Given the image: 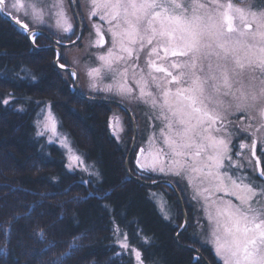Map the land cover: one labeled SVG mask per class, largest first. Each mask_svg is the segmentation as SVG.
I'll return each instance as SVG.
<instances>
[{"label": "trees", "instance_id": "16d2710c", "mask_svg": "<svg viewBox=\"0 0 264 264\" xmlns=\"http://www.w3.org/2000/svg\"><path fill=\"white\" fill-rule=\"evenodd\" d=\"M53 58V50L32 49L24 32L0 15V264H140L133 249L143 264H205L175 243L182 214L174 191L128 178L129 136L108 131L107 116L113 108L122 109L72 93L70 79L58 75ZM46 97L47 108L69 129L89 168L69 166L58 143L37 136ZM133 154L130 170L146 180L155 178L143 175ZM169 179L188 217L180 242L209 257L193 236L199 219L206 222L203 211L199 215L197 208V219L179 177ZM156 195L164 198L163 211ZM118 239L129 247L121 248Z\"/></svg>", "mask_w": 264, "mask_h": 264}, {"label": "snow or ice", "instance_id": "6c2138e0", "mask_svg": "<svg viewBox=\"0 0 264 264\" xmlns=\"http://www.w3.org/2000/svg\"><path fill=\"white\" fill-rule=\"evenodd\" d=\"M62 4L63 0H56L53 7L57 11L50 15L55 18V26L58 29L63 33H71L73 25ZM88 4L91 8L90 17L103 11L104 15L100 17L102 20H107L109 23L116 22L114 28H109L113 38V48H110L106 54L97 56L101 67L89 68L86 72L93 81L90 85L92 90L111 92L112 84L98 89L95 81L101 77V69L112 72L115 81L116 70L113 65L121 61L130 63L134 55L139 56V49L147 46L151 49L147 59V77L141 72L139 79H136L138 66L135 63L131 64L133 79L140 89V99L153 108L161 109V118L168 121L169 131L174 124L178 126L175 132L178 140L171 136H166L164 139L173 158L169 161L166 159L168 153L157 150L156 155L149 162L140 163L138 159L139 168L142 172L151 171L177 177H183L185 173L199 175L204 168H207L202 180L213 184L217 190H226V181L230 182L233 188L239 190V193H232L239 200V205H232L229 201L221 207L215 201L209 203L205 198V212L213 225L209 233L211 237L209 242L213 245L216 255L223 260V264H264V199H262L264 187L251 182L246 183L247 176L229 175L230 172L242 168L238 161L232 159L233 148L230 146H234V140L239 139L240 135H245L246 138L247 135L255 137L257 132L264 129V86L259 90L252 87L248 90L233 91V77L245 68V61L264 74V11L252 12V19L248 21L246 14L241 9H236L235 11L240 13L244 29L239 31L234 27L233 16L230 15L233 7L230 3L225 11L218 14L219 18L212 15L207 17L196 15L195 8L197 6L203 8L204 5H196L195 0L191 16L188 15L185 5L177 0H88ZM5 8L19 11L22 8L26 9V5L22 0H12L11 3L8 0H0V11ZM178 9L182 11L178 13ZM25 14L28 15L27 11ZM31 15L36 23L45 24L42 9L37 10L33 6ZM16 22L20 23L19 20ZM253 25H255L254 30ZM21 26L30 33L33 43L42 34L37 30L29 29L27 24ZM93 27L98 36L97 45L103 44L100 28L97 25ZM236 31H239L241 39L233 40L231 34ZM249 39L257 43H249ZM56 43L62 46L61 40H57ZM137 44L139 49L133 47ZM117 47L120 54L115 52ZM161 49L164 56L159 55ZM241 51L244 53L243 56L240 55ZM169 54L172 57L185 59L174 60L170 65L163 66V61ZM62 55L57 52L56 63H59ZM153 55L156 56V60L151 59ZM213 55L217 59L215 68L209 62L206 69L204 61ZM59 67L64 68L65 65L59 64ZM169 68L175 71H169ZM127 72L126 67L119 75L126 78ZM154 73L165 75L158 77ZM76 75L74 71L71 72L73 78ZM149 81L155 85L159 96L151 91H145ZM173 83L187 86H178L173 91L170 87ZM115 86L117 94L120 95L131 91L123 81L117 82ZM9 95L11 100H15L12 94ZM229 96L237 101L235 105L237 113L250 111L255 113L247 117L250 121L248 127L238 129L235 135L229 131L230 128H235V125L230 120L226 121L221 111L225 110V98ZM9 102V99H6L3 104L8 105ZM23 110L22 107L17 109V111ZM217 121L220 122V127H216ZM252 122H256L255 129ZM40 124L41 121L38 119L36 127L39 128ZM109 127H112L111 122ZM43 128L44 131H37V136H43L48 130L55 134L54 120L50 115L45 118ZM212 132L224 135L217 138L211 134ZM197 139L201 142L198 143ZM257 142L254 138L251 146L241 142L238 147L240 149L251 147L255 150ZM260 143H264V137L260 138ZM207 150H211L212 154H208ZM143 151L141 149V152ZM139 155L138 153V157ZM235 155L240 157L239 152ZM188 156L192 157V163L183 159ZM202 156H206V159H198ZM69 160V166L71 162H81L79 156H70ZM260 176H264V172H260ZM200 196L201 192L197 190L193 199H198ZM212 208L215 209L214 214ZM115 231L119 233L118 228ZM38 235L43 239L42 230ZM144 242L148 243L147 237L144 238ZM117 243L121 248L129 247L126 242L119 239ZM132 251L136 260L143 264L141 253L136 249Z\"/></svg>", "mask_w": 264, "mask_h": 264}, {"label": "rangeland", "instance_id": "374dc122", "mask_svg": "<svg viewBox=\"0 0 264 264\" xmlns=\"http://www.w3.org/2000/svg\"><path fill=\"white\" fill-rule=\"evenodd\" d=\"M74 1V2H73ZM63 0L62 7L66 11L68 17L70 18V22L73 25V30L71 33H63L60 29H58L55 26V18L50 15V13H54L57 11L53 5L56 3V0H22V3L26 5V9L22 8L19 11L15 9H9L5 8L7 12H10V14L17 18L18 20L24 22L28 25L29 29H41L46 31L50 36L56 40H61L62 42H71L73 41L78 34L79 26L82 27V33L80 38L75 41V43H71L68 45L60 46V53H62V57L59 59V64H63L67 67H71L76 72V84L79 89V92L84 95L88 96H97V97H105L110 98L113 100H119L123 102L130 110L136 124V135L134 138V145L130 151L133 152L136 162L139 159L140 163H145L151 161V159L156 155L157 150H163L165 153H168L167 160H171L173 157L170 154V150L164 143V139L166 136H171L172 138L179 139L175 136V132L178 130L177 125H173V128L171 131H169L167 124L168 121L161 118V109L159 107L153 108L150 104H145L143 100L140 99V89L135 83V80L133 79L131 64L135 63L137 64V70H136V79H139V76L141 72L147 77L148 74V66H147V59L149 58V52L151 51L150 48L147 46L143 49H139V45L133 46L135 49H139V56H133L130 63L126 64L125 62L121 61L118 63H115L113 65V68L116 70V78L115 81L113 80V73L109 72L107 69L102 68L101 69V77L98 78L95 82L99 88H103L105 85L112 84L113 90L111 92L107 91H93L90 85L93 83V81L86 75V72L89 68L94 67H101V62L97 60V56L106 54L110 48H113V38L111 36V33L109 31V28L115 27V21H112L109 23L107 20V23H104L103 20L100 18L104 15V12L101 11L99 14L95 16L89 15L91 8L88 4V0ZM9 3L12 2V0H8ZM177 2L185 5L187 8V13L189 16L193 14V3L194 0H177ZM196 5L203 4L204 7H196L195 8V14L203 17H207L209 15H212L216 18H219V13H222L227 8V5L230 3L233 7L230 11V15L233 16V24L234 27H236L239 31H243L242 23L240 20V13L236 12V9H241L246 14V19L248 21H251V13L252 12H262L264 11V0H195ZM33 6L37 10L42 9L44 13V20L45 24L41 25L36 23L32 19V10ZM25 11H27L28 15L25 14ZM182 10H177V12H181ZM97 18L99 19V22H97ZM102 21V22H101ZM48 25H51L49 27ZM93 25H97L101 30V35L103 36V44L97 45V32L96 29L93 27ZM225 25V29H226ZM253 30L255 29V25L252 26ZM22 30V29H20ZM239 31L233 32L231 34V39H241L239 35ZM249 43L256 44V41H252L249 39ZM36 46H46L44 48H32L34 50H42V49H48L53 50V61L56 65V53L54 48L47 47L49 45H57L54 43L49 37H47L45 34H41L36 38L35 43ZM31 45V43H30ZM155 46V45H153ZM116 54H120L119 48L117 47L115 49ZM164 53L162 49L159 52L160 54ZM240 55L243 56V51L240 52ZM155 56V55H154ZM152 56V57H154ZM151 57V59H152ZM184 57H174V59H170L168 56L165 61H163V66L170 65L173 60H183ZM158 62V61H157ZM211 62L213 65V68H215V65L217 63L216 57L213 55L209 59H206L204 61V66L207 69L208 63ZM158 63H161L160 61ZM229 66H232L231 58H230V64ZM57 67L58 75L59 73L61 75L67 76L69 80V90L72 93L76 94L75 91V84H74V78L71 76V71L68 69H61L60 67ZM128 68L127 76L126 78H122L119 73L123 72L125 68ZM169 71H175L171 68L168 69ZM158 77H162L165 74L164 73H154ZM170 79V78H169ZM126 82V86L131 91L120 95L117 94L116 89V83L117 82ZM234 81V87L233 91L243 89L248 90L252 87L259 90L262 86H264V74L261 73V71L254 67L247 64V61H245V68L239 72L238 75H235L233 77ZM178 86H187V85H176L172 84L170 87L173 91H175V88ZM146 92L151 91L157 96H159V93L156 92L155 85L151 84L149 81L148 86L146 87ZM77 95V94H76ZM81 98V97H79ZM49 97L43 98V100H47L46 103H44V110L41 118H38L39 121H41L40 127L38 128V131H44L43 128V122L45 121V118L47 116H51L54 120L55 124V134L51 130L45 131L44 137L50 140H53L54 142L58 143L60 147L63 149L66 157L69 160L70 156H79L80 161L77 162H71V164L80 165L83 167H88L87 162L84 158V155L80 152V150L76 149V146L73 143L72 136L70 134L69 129L67 127H63L59 119L57 118V115L52 111V109H48L47 106H49ZM83 100L91 101V102H98L96 100H92L89 98H81ZM162 102V101H161ZM103 103H110L113 105H117L113 102H103ZM237 101L233 100L231 96L225 98V110H221L222 113L225 115V120H230L233 125H235V128H230L229 131H232L235 135V133L240 128H247L250 121L247 119L248 116L255 115L254 112H236V105ZM230 105V106H229ZM119 106V105H118ZM120 107V106H119ZM121 108V107H120ZM122 109V108H121ZM119 111V112H116ZM121 113H125L126 116H123L124 114L120 113L119 109L113 108L111 110V113L107 116L108 117V123L111 122V129L108 131L115 132L114 134L118 136V138H127L129 136V142L130 146L133 141V127L132 122L130 120L129 115L122 109ZM37 119V120H38ZM131 123V131L125 129V127H129L127 125L128 120ZM36 120V121H37ZM253 123V129H255V123ZM221 124L219 121L216 123V127H220ZM126 130V131H124ZM113 134V135H114ZM121 134H124V136H120ZM212 135H214L217 138H220L223 136V133H217L212 132ZM120 136V137H119ZM264 137V129H261L259 132L256 133V136L253 137L251 135H247V138L245 135H240L239 139L234 140V146H230L233 148V155L232 159L234 161H238L242 168L230 172L229 175H232L233 177L236 176H247L248 179L245 181L254 183L260 187H264V176H260V172H264V143H260V138ZM66 138V140H65ZM229 138V137H225ZM234 138V136L232 137ZM257 139V146L255 150H253L251 147L248 149H240L238 146L241 142L246 143L247 145L251 146L252 140ZM197 142H201L199 139H197ZM66 145V146H65ZM129 149V150H130ZM141 149L144 151L141 152ZM253 151L255 154H253ZM208 154H212L211 150H207ZM239 152L240 157L238 158L235 153ZM138 153L140 154L138 157ZM134 159V157H133ZM183 159L187 160L189 163H192V157H184ZM200 160L206 159V156H202L198 158ZM129 161V160H128ZM137 165V164H136ZM128 166L130 164L128 163ZM165 168L167 171L168 164H165ZM126 169V168H125ZM250 170V171H249ZM132 172V171H131ZM133 173V172H132ZM207 173V168H204L202 171V174H191V173H185L183 177H179L180 179V185L183 186L184 192L187 194L189 200L191 201V206H194L195 216L197 217V208H198V214L200 215V208L203 211V215L206 219L205 223H201L199 219V224L196 225V232L194 231V235L196 238L199 239L200 245L206 248L207 254L210 258V262L212 264H223V260L220 259L213 248V245L209 242L211 237L209 235L211 228L213 225L209 222L207 213L205 212V198L209 203L212 201H215L218 205L221 207L225 206L226 202H231L232 205H239V200L236 198L235 195H233V192L239 193L238 189H235L231 186L230 182L226 181V190H217L213 184L208 183L206 180H202V175ZM134 174V173H133ZM136 175V174H135ZM143 175H149L154 176L153 179H147V181H153L158 179H168L170 180L175 186L176 184L169 179L170 176L168 174H162V173H154L151 171H148L147 173L143 172ZM138 176V175H137ZM129 178V177H128ZM139 178L146 180L145 178H142L139 176ZM161 183V182H160ZM177 183V182H176ZM142 184V183H141ZM159 184V183H157ZM169 188H171L169 185L162 183ZM177 188V186H176ZM178 190V188H177ZM197 190H200L201 196L198 197V199H193V195L196 193ZM173 191V190H172ZM179 192V190H178ZM180 194V192H179ZM181 196V194H180ZM182 198V197H181ZM163 197L156 195L155 200H157L159 207H161L162 211L166 208V206H163ZM264 199V198H262ZM160 200V201H159ZM183 201V199H182ZM163 202V203H162ZM184 205V202H183ZM180 207V205H179ZM185 209V207H184ZM181 211V209H180ZM211 211L215 212V209L212 208ZM186 212V210H185ZM182 214V211H181ZM187 215V213H186ZM193 215V216H194ZM198 219V217H197ZM196 224L197 222H192ZM182 224V221L180 225ZM179 225V227H180ZM204 225V226H203ZM188 226V217L186 225L183 229ZM178 227V228H179ZM192 226H190V229ZM198 248V247H196ZM199 249V248H198ZM200 250V249H199Z\"/></svg>", "mask_w": 264, "mask_h": 264}, {"label": "water", "instance_id": "95a60500", "mask_svg": "<svg viewBox=\"0 0 264 264\" xmlns=\"http://www.w3.org/2000/svg\"><path fill=\"white\" fill-rule=\"evenodd\" d=\"M73 1V0H72ZM74 2V1H73ZM0 14H1V16L2 17H4L5 19H7L11 24H13L14 26H16V27H18L19 29H22V31L27 35V37H28V40H29V42L31 43V46H32V48H39V49H41V48H44V47H46V46H36L33 42H32V37H31V35H30V33L29 32H27V31H25L24 30V28L21 26L22 24H25L24 22H22V21H20V23H17L16 22V20H18L17 18H15V17H13L11 14H9V12H7L6 10H3V11H0ZM32 30H37V31H39V32H41L42 34H45L47 37H49L54 43H56V39H54V38H52L51 36H50V34H48L46 31H44V30H41V29H32ZM81 33H82V27L81 26H79V29H78V34H77V37L73 40V41H77L79 38H80V36H81ZM73 41H71V42H62V46H64V45H68V44H71ZM57 44V43H56ZM61 45H49V46H47V47H52V48H54V50H55V53H56V55H57V52H60V49H59V47H60ZM56 59H57V56H56ZM56 62V61H55ZM56 65L59 67V63H56ZM61 69H68V70H70L71 72H75V70L73 69V68H71V67H67V66H65L64 68H61ZM76 73V72H75ZM75 79H76V77L74 78V84H75V91H76V94L79 96V97H81V98H89V99H92V100H96V101H107V102H113V103H116L117 105H119L128 115H129V117H130V120H131V122H132V127H133V141H132V143H131V146H130V148H132L133 147V145H134V138H135V133H136V124H135V120H134V118H133V116H132V114H131V112H130V110H129V108L124 104V103H122V102H120V101H117V100H113V99H110V100H105V99H100V98H96V97H92V96H88V95H84V94H81L80 92H79V89H78V87H77V84H76V81H75ZM130 151H131V149L129 150V152H128V154H127V157H126V159H125V168H126V172H127V175H128V177L129 178H131V179H133V180H136V181H138V182H140V183H142V184H145V185H155V184H157V183H165V184H167V185H169L170 187H171V189L174 191V193L176 194V196H177V199H178V202H179V205H180V209H181V211H182V224L180 225V227L178 228V230H177V232H176V234H175V236H176V240H177V243H178V245L179 246H181V247H183V248H186V249H189V250H192L193 252H194V258L196 259V258H201L202 260H204L205 261V263L206 264H210V262L206 259V257L202 254V252L198 249V248H196L195 246H193V245H191V244H185V243H180L179 241H178V235H179V233H181L182 231H183V229H184V227H185V225H186V222H187V215H186V212H185V209H184V205H183V201H182V198H181V196H180V194H179V192H178V190H177V188H176V186L170 181V180H168V179H158V180H153V181H147V180H143V179H141V178H139L138 176H136V175H134L132 172H131V170H130V168H129V166H128V160H129V155H130ZM183 226V227H182Z\"/></svg>", "mask_w": 264, "mask_h": 264}, {"label": "bare ground", "instance_id": "6f19581e", "mask_svg": "<svg viewBox=\"0 0 264 264\" xmlns=\"http://www.w3.org/2000/svg\"><path fill=\"white\" fill-rule=\"evenodd\" d=\"M1 15V14H0ZM26 35V34H25ZM27 36V35H26ZM28 38V37H27ZM96 98H100V99H105V100H110V98H105V97H96ZM104 102H106V101H104ZM178 200V199H177ZM178 204H179V202H178ZM182 233V232H181ZM181 233H179V235H178V241L180 242V240H179V236H180V234ZM176 234V233H175ZM174 240H175V243L176 244H178L177 243V240H176V236L174 235ZM181 243V242H180ZM181 247V246H180ZM206 257V259L210 262V260L208 259L209 257H207V256H205ZM204 261V260H203ZM204 263H205V261H204ZM206 264V263H205ZM210 264H212L211 262H210Z\"/></svg>", "mask_w": 264, "mask_h": 264}, {"label": "flooded vegetation", "instance_id": "af4514ba", "mask_svg": "<svg viewBox=\"0 0 264 264\" xmlns=\"http://www.w3.org/2000/svg\"><path fill=\"white\" fill-rule=\"evenodd\" d=\"M97 22H99V19L97 18ZM102 22V21H101ZM104 23H107V21L103 20ZM108 24V23H107ZM163 54L161 53L160 56H162ZM154 56V55H153ZM170 57V59H174V57H172L170 54L168 55ZM153 60H156V56L152 57ZM174 61V60H173ZM159 62V61H158Z\"/></svg>", "mask_w": 264, "mask_h": 264}]
</instances>
